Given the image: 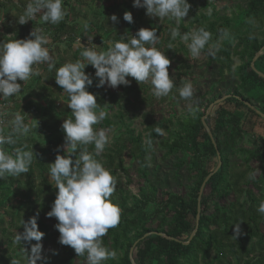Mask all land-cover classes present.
Returning a JSON list of instances; mask_svg holds the SVG:
<instances>
[{
	"label": "trees",
	"instance_id": "trees-1",
	"mask_svg": "<svg viewBox=\"0 0 264 264\" xmlns=\"http://www.w3.org/2000/svg\"><path fill=\"white\" fill-rule=\"evenodd\" d=\"M102 1L105 5L117 0ZM235 1H241L244 6H236L230 16H226L219 15L215 10L207 15L196 13L200 2L188 0L191 8L187 16L189 25L185 31L192 28L209 31L211 40L201 53L204 55L212 49L208 68L216 65L220 80H223L224 73H228L237 81L232 92L217 96L218 99L224 98L223 103L232 105L236 110L228 111L221 107L206 119L220 155L221 166L205 183L199 202L200 187L217 166L216 150L201 123L208 107L215 100L202 102L178 115L175 120L170 117L157 119L146 96L151 87L138 86L136 82L134 85L118 86V90L113 92L105 87L97 88L95 69L89 65L86 67L87 74H91L93 79V85L87 90L97 98L100 106L97 111L106 113V118L94 128L97 131L115 128L112 141L94 158L114 177L116 170H120L126 178L124 185L116 184V190L110 198L120 209L119 223L102 238L103 245L116 251L117 256L104 264H130L129 250L133 245L135 264H264V215L257 211L259 204L264 201V136L259 138L258 147L242 146L251 119L256 117L264 120L259 116H264V79L257 74L264 76V51L253 63L257 73L250 67L254 56L264 47V0ZM117 8L116 3L110 5L103 22L87 25L88 35L98 37L103 43L101 51H106L122 37L124 42L129 41L141 28H155L157 36L163 31L157 23L161 19L147 16L144 8L133 7V0H129V4L123 5L119 11L123 15L130 12L133 22L129 24L122 19L114 28L105 29L110 17L119 13ZM173 21L168 19L167 23L175 28ZM70 29L72 26L66 22L57 27L59 36L69 33ZM169 30H165L167 45L173 42ZM224 31L229 33L227 38L223 37ZM101 32H104L102 37ZM12 34L13 37L0 32V41L17 39L18 33L14 31ZM69 38L74 40V37ZM155 46H162V41L159 39ZM234 59L239 62L236 68ZM127 79L130 84L134 81L131 77ZM175 85L178 86L177 83ZM56 98L55 94L49 93L45 97V109L37 110L40 124L46 129L44 138H47V145L27 143L29 141L18 138L16 145L5 146L11 153L15 147L26 144L28 148L25 150L32 149L35 158L28 173L0 179V264H12L13 261L27 264L23 247L14 245L13 238L16 232H23V220L26 222L37 213L38 230L45 234L41 243L58 242L60 234L54 227L58 221L49 218L50 222H46V213L51 210L58 191L55 182L49 177L48 165L54 163L58 154L69 155L73 150H63L65 133L62 128L64 120L72 118V110L66 102L57 106ZM8 100L11 97L0 99V105ZM161 101L163 99L159 103ZM249 106H256V109L253 107L252 110ZM142 108L148 112H143ZM135 111L143 112L140 116L142 133H137L133 127V121L138 116ZM171 114L173 117L174 114ZM1 117L4 118L2 113ZM156 127L163 129L166 137L157 135L154 131ZM8 132L10 127L5 134ZM87 147L94 154V145ZM156 149L162 153L164 160L176 158L173 165L176 179L180 178L179 171L182 168L188 170L191 186L185 185L181 191H170L159 189L151 181L147 162ZM125 156L131 158L128 169L124 168L122 162ZM228 156L234 157L236 161L229 163ZM213 163L216 166L211 169ZM131 167L133 170L128 175ZM250 173L256 174L255 179H249ZM132 185L136 187L135 192L129 189ZM198 207L200 212L197 219ZM236 223H242L244 234L234 239L233 225ZM148 233L153 234L144 237ZM25 248L30 252L29 245H25ZM73 252L74 249L66 246L64 256L56 254L50 259L46 258V264H85L87 255L78 256ZM37 264L42 262L37 261Z\"/></svg>",
	"mask_w": 264,
	"mask_h": 264
},
{
	"label": "clouds",
	"instance_id": "clouds-1",
	"mask_svg": "<svg viewBox=\"0 0 264 264\" xmlns=\"http://www.w3.org/2000/svg\"><path fill=\"white\" fill-rule=\"evenodd\" d=\"M133 7L146 9V15L151 18L174 20L179 25L188 16L191 5L188 0H133ZM43 12L42 21L53 25L59 24L66 16L63 0H29L18 23L23 25ZM113 23H118L114 14L110 17ZM123 20L131 24L133 16L125 12ZM87 27V25H86ZM40 29H34L30 38L0 41V99H7L21 93V84L34 76H39L38 66L47 63L49 68H55L52 57L46 45L48 39L41 34ZM172 40L177 37L187 44L193 58L201 55L202 50L209 45L211 33L204 28L181 33L179 27L170 28ZM229 33L223 32L227 38ZM251 38V37H250ZM155 28H141L124 42L112 43L106 51L97 52L93 47H85L80 53L82 59L65 63L55 69V82L68 96V108L72 118L65 119L62 128L65 133V150L71 148L69 155H57L54 163L49 166V177L58 189L47 218H55L54 225L59 232L58 243L74 249L78 256L87 255V264H104L109 259H115L116 251L103 245L102 238L108 230L115 228L120 219V209L111 202L116 190V179L101 162L94 158L99 156L108 143L104 129L96 130L95 125L106 118L97 98L87 89L93 85L91 74L85 73V68L91 65L98 78L97 88L115 89L118 86H129L128 77L138 83H150L151 92L156 98L167 97L176 87L174 79L169 76L170 60L155 46L159 42ZM169 49L173 47L168 44ZM86 62V63H85ZM181 99L190 101L193 97V85L188 82L178 88ZM25 114L17 112L10 121H0V179L16 177L29 172L35 155L28 146L15 147L9 152L7 145H16L19 137L27 136L31 127L25 122ZM10 126V132L3 133V127ZM157 135H163V129H154ZM151 146V140L148 141ZM88 145H94V154L88 151ZM80 149L78 152L77 149ZM59 151V149H58ZM75 156V159H73ZM255 173L249 174V179H255ZM258 213L264 215V201L258 208ZM38 213L23 220V232H16L14 245L23 247L27 264H46L42 256L41 243L44 233L38 230ZM242 223L233 225V238L243 235ZM36 243L33 244L32 242ZM23 242V243H22ZM25 245L30 246V252ZM12 264H19L13 261Z\"/></svg>",
	"mask_w": 264,
	"mask_h": 264
},
{
	"label": "rangeland",
	"instance_id": "rangeland-1",
	"mask_svg": "<svg viewBox=\"0 0 264 264\" xmlns=\"http://www.w3.org/2000/svg\"><path fill=\"white\" fill-rule=\"evenodd\" d=\"M195 1L200 2V6L198 10H196V13L205 15L210 14L212 10H215L219 15L230 16L231 12L234 11L236 6H244L241 1L235 0ZM28 3L29 0H0V32L3 35H8L9 33V35H12L11 37H13L12 33L15 31L18 33L17 39H26L30 38V33L34 29L42 30L41 34L45 35L48 39V44L46 47L49 49L52 62L55 64V68L50 69L47 63L41 64L38 66L40 72L39 76H34L27 82L17 81L22 86L21 93L11 97V100H8L7 102L0 105V112L4 117L2 118L0 113V119L6 125L7 122L12 119L13 114L17 112L25 114V122L30 125L31 132L27 136L19 137V140H26L29 141L27 143L32 144L34 142H40L47 145V138H44L46 135V129H44L40 124V113L38 114L37 110L43 111L45 109V97L49 93H53L57 96V106H60L63 102H66L68 105L67 93H64L63 89L55 82V69L63 66L65 63L82 59L80 53L84 50V46L93 47L94 50L100 52L103 47V43L98 40V37L88 35L86 25H98L104 21V14L109 13L108 8L110 5L112 6L116 3L118 7L117 10L119 12L123 5L129 4V0H117L111 4L107 3L105 5L103 4L102 0H63V7L66 11V16L60 23L66 22L68 25L72 26V30H68L69 33H66L64 36H59L60 33L57 31V27L60 23L53 25L51 23L42 21L41 16L43 15V12L38 13L31 21L20 25L18 23L19 17L23 14ZM117 18L118 21L122 20L123 14L119 12L117 14ZM167 21L168 18H164L158 20L157 22L163 30L161 34H159V38L162 41V46L158 47L157 49L163 52L170 60L171 63L168 69L169 76L170 78L174 79L178 86L174 87L172 92L167 97L156 98L151 91L148 93V95H146L153 111L155 112V118L167 119L170 117L172 120H175L178 115L188 112L192 107L212 99L215 101L211 104L213 105V108L208 116L213 115L214 111L221 107H224L228 111H235L236 109L234 110L232 105L224 104V100L222 102L216 101L220 100L217 98L218 95L228 94L235 89L237 85L236 78L232 75H228V73H224L223 80H220L216 74L217 66L212 65L210 68H208L209 59L212 57V49H209L204 55L193 58L189 52L187 44L181 41L179 37L173 40V47L169 49L165 42V30L167 28H172V24H168ZM115 24L116 23H113L110 19L107 21L105 29L110 30L114 28ZM173 25H175V27L180 26L179 30L182 34L194 30V28H192L185 31L189 25V20L187 17H185L184 20H181L179 25L173 21ZM4 29L6 30L4 31ZM121 30H123V27ZM103 35L104 32H101L100 36L102 37ZM70 36L74 37L73 41L70 40ZM183 52H186L187 54L185 55ZM234 60V68H236L239 65V62L237 59ZM85 73H88L86 68ZM132 79L134 80V78ZM188 82L193 85V97L190 101L181 99L178 92V88L184 83ZM135 83L136 81L134 80L130 85H134ZM141 84L151 87L150 83L147 82ZM104 87L111 92L118 90V88H109L107 85ZM161 99H163V101L159 103ZM253 107L256 109V106ZM142 110L145 113L148 112L147 109L142 108ZM109 112L112 113V111ZM143 112H134L135 114L138 113L137 118L133 121V127L137 133L143 132V126L141 124L142 121L140 118ZM171 113H173L175 117H172ZM206 119L204 122L208 128ZM9 127L10 126L3 127L4 134ZM114 131L115 128L105 131L106 135L108 136V143L112 141L113 137L115 136ZM162 136L166 137V133H164ZM263 136L264 120L254 117L251 119L250 124H248L246 127L242 146L246 148L258 147L259 138H262ZM63 150H65V147ZM235 161L236 159L234 157L228 156L229 163H234ZM122 162L124 168L128 169L131 165V158L125 156L122 158ZM175 162L176 158L174 157L164 160L162 158V153L159 152L158 149L154 150L150 154L147 162L150 178L159 189L181 191L185 185L191 186V182L188 180L189 172L186 168H182L179 171L180 178H175L173 167ZM215 166L216 163H213L210 168H215ZM132 170L133 167L129 169L128 175L131 174ZM115 174L117 184H119V186L124 185L126 182L125 174H123L120 170H116ZM176 180H178L179 183H177ZM129 189L132 192H135L136 187L132 185L129 187ZM54 221H56L55 218ZM46 222L49 223L50 219L46 218ZM42 245V255L47 259L52 258L56 254L61 256L65 255L66 246L60 245L58 242L42 243ZM73 253L75 254V251ZM85 264H87V260L85 261Z\"/></svg>",
	"mask_w": 264,
	"mask_h": 264
},
{
	"label": "water",
	"instance_id": "water-1",
	"mask_svg": "<svg viewBox=\"0 0 264 264\" xmlns=\"http://www.w3.org/2000/svg\"><path fill=\"white\" fill-rule=\"evenodd\" d=\"M264 51V47H263V49L259 52V53H257L255 56H254V58H253V60H252V63H251V65H250V67H251V69H253V71H255V69L253 68V63L256 61V59L259 57V56H261L262 55V52ZM256 72V71H255ZM257 73V72H256ZM262 79H264V76L262 75V74H260V73H257ZM224 100V98H222V99H220L219 101H216V102H222ZM215 102V103H216ZM252 110H254V108H252L251 106H249ZM212 108H213V105H210L209 107H208V109H207V111L205 112V115H204V117L201 119V123H202V125H203V128H204V130H205V132L207 133V135L209 136V138H210V140H211V142H212V144H213V146H214V149L216 150V147H215V144H214V141H213V138H212V136H211V133L209 132V129L206 127V125H205V119L207 118V116L210 114V112H211V110H212ZM256 113L257 114H259L257 111H256ZM259 116L261 117V118H264V116L263 115H261V114H259ZM216 155H217V166H216V168L213 170V172L204 180V183L201 185V187H200V190H199V195H198V202H199V200H200V197H201V195H202V193H203V189H204V186H205V183L208 181V179L211 177V175L212 174H214V173H216L217 172V170L220 168V166H221V161H220V155H219V153L217 152V150H216ZM199 212H200V210H199V207H198V209H197V219H198V215H199ZM196 222H197V220H196ZM153 233H148V234H146V235H144V237H148V236H150V235H152ZM159 236H161V237H164V238H166V236L165 235H163V234H159ZM193 235H191V237H192ZM190 237V238H191ZM188 242H186V243H183L184 245H186ZM134 247H135V245H133V247H131V249L129 250V261H130V264H135L134 263V260H133V257H132V254H133V251H134Z\"/></svg>",
	"mask_w": 264,
	"mask_h": 264
},
{
	"label": "built area",
	"instance_id": "built-area-1",
	"mask_svg": "<svg viewBox=\"0 0 264 264\" xmlns=\"http://www.w3.org/2000/svg\"><path fill=\"white\" fill-rule=\"evenodd\" d=\"M0 121H1V119H0Z\"/></svg>",
	"mask_w": 264,
	"mask_h": 264
}]
</instances>
